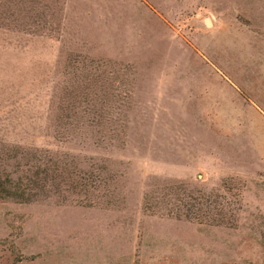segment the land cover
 I'll return each instance as SVG.
<instances>
[{"label":"rangeland","instance_id":"obj_1","mask_svg":"<svg viewBox=\"0 0 264 264\" xmlns=\"http://www.w3.org/2000/svg\"><path fill=\"white\" fill-rule=\"evenodd\" d=\"M0 182V264H264V0H0Z\"/></svg>","mask_w":264,"mask_h":264},{"label":"trees","instance_id":"obj_2","mask_svg":"<svg viewBox=\"0 0 264 264\" xmlns=\"http://www.w3.org/2000/svg\"><path fill=\"white\" fill-rule=\"evenodd\" d=\"M37 183V182H36ZM37 188V186H35ZM9 189H14V185H8V186H5L2 182H0V198H3L2 196V192H6V190H9ZM8 192V191H7ZM6 192V193H7ZM28 193H31L30 191H28ZM7 194H10V193H7ZM12 195L10 196H13L14 193H11ZM32 194V193H31Z\"/></svg>","mask_w":264,"mask_h":264},{"label":"water","instance_id":"obj_3","mask_svg":"<svg viewBox=\"0 0 264 264\" xmlns=\"http://www.w3.org/2000/svg\"><path fill=\"white\" fill-rule=\"evenodd\" d=\"M203 23H204V25L208 26V25H209V20H208L207 18H205V19L203 20Z\"/></svg>","mask_w":264,"mask_h":264}]
</instances>
